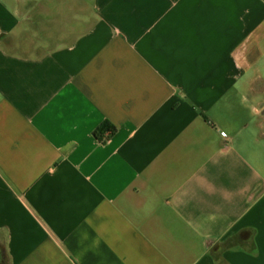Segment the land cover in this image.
I'll list each match as a JSON object with an SVG mask.
<instances>
[{
  "label": "crops",
  "instance_id": "crops-1",
  "mask_svg": "<svg viewBox=\"0 0 264 264\" xmlns=\"http://www.w3.org/2000/svg\"><path fill=\"white\" fill-rule=\"evenodd\" d=\"M0 264H264V0H0Z\"/></svg>",
  "mask_w": 264,
  "mask_h": 264
},
{
  "label": "trees",
  "instance_id": "trees-1",
  "mask_svg": "<svg viewBox=\"0 0 264 264\" xmlns=\"http://www.w3.org/2000/svg\"><path fill=\"white\" fill-rule=\"evenodd\" d=\"M104 132H108L109 135H111V134H113L114 130L112 128H110V125L109 124L106 123L104 125V130L102 131V135H103ZM101 136L99 134H96V137H97L98 140L101 139Z\"/></svg>",
  "mask_w": 264,
  "mask_h": 264
}]
</instances>
